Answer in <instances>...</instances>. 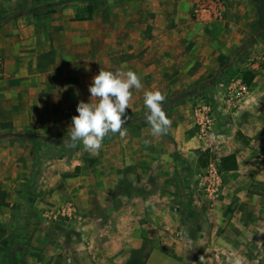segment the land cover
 Wrapping results in <instances>:
<instances>
[{
    "label": "rangeland",
    "instance_id": "1",
    "mask_svg": "<svg viewBox=\"0 0 264 264\" xmlns=\"http://www.w3.org/2000/svg\"><path fill=\"white\" fill-rule=\"evenodd\" d=\"M43 1L20 0L11 6L12 0H0V20ZM81 2L42 10L48 17L72 12L71 20L78 17L85 22L76 32L48 36V42L42 41L48 48L40 53L18 51L13 40H4L14 33L15 18L0 24L4 73L0 78V135H5L0 138V229L4 225L0 264L35 262L38 255H30L29 244L43 241L48 242V264H92L96 249L92 224L99 212L108 224L110 210L147 211L150 226L155 225L154 216L164 214L169 235L204 223V213L213 206L196 185L195 176L207 158L196 142L192 113L206 100L216 99L215 132L220 138L228 134L227 126L221 124L223 112L236 113L249 94L229 112L221 99L229 91L238 93V80L246 71L264 67V0ZM223 66L232 88L216 81L193 91L198 84L210 82ZM101 69L133 70L140 76L142 87L131 90L126 118L149 113L144 104L146 91L159 90L165 101L187 92L165 110L171 121L169 135H152L149 122L132 124L123 137L119 133L105 137L97 155L85 151L80 142L71 149L65 142L55 150L61 156L38 161L34 141L13 135L68 136L72 117L78 115L77 104L89 100V85ZM178 162L182 173L187 169L184 175L193 196L185 215L175 201ZM45 178L48 195L55 192L51 183L66 184L56 188L57 203H49L48 212L57 210L63 198L79 210L76 202L81 199L84 207L79 222L48 218L46 223L43 203L34 204L36 194L42 192L37 184ZM258 264H264V259Z\"/></svg>",
    "mask_w": 264,
    "mask_h": 264
},
{
    "label": "crops",
    "instance_id": "2",
    "mask_svg": "<svg viewBox=\"0 0 264 264\" xmlns=\"http://www.w3.org/2000/svg\"><path fill=\"white\" fill-rule=\"evenodd\" d=\"M79 2L82 3L70 1L61 6ZM12 3L14 6L21 2L12 0ZM39 13V16L38 13H27L15 17L14 33L8 34L9 39L5 36L4 40H13L14 49L18 51L28 49L40 53L48 48V44L42 42H48V36L76 32L85 22L78 17L71 20L75 17L72 12L51 17L42 11ZM262 48L264 50V45ZM252 72L255 77L248 86L249 97L240 103L236 113L226 115L223 112L221 124L227 126L228 134L218 136L219 142L223 143L218 154L221 159L235 155L238 166L234 170H222L223 194L204 213V223L190 225L187 229L177 230V235H169L164 229V214L154 216L155 225L150 226L146 220L150 216L147 211L110 210L108 224L103 219L104 213H96L98 219L92 224L94 240L96 238L92 264H202L201 258L203 264H228L233 252L244 255L246 264H258L264 259V67ZM37 185L36 189L42 192L36 194L34 204L43 203L47 224L48 218L67 224L82 219L80 208L83 210L84 204L81 199L76 202L79 210L75 219L69 220L66 216L65 198L63 202L59 200L57 210L48 212V204L55 203L57 191L66 185L65 182L51 183L55 192L49 195L48 178ZM105 229L108 230L106 241L102 237ZM0 234L4 235L3 224ZM29 245L30 255H38L30 264H48V242L34 246L30 242Z\"/></svg>",
    "mask_w": 264,
    "mask_h": 264
},
{
    "label": "clouds",
    "instance_id": "3",
    "mask_svg": "<svg viewBox=\"0 0 264 264\" xmlns=\"http://www.w3.org/2000/svg\"><path fill=\"white\" fill-rule=\"evenodd\" d=\"M141 87V78L133 70L122 72L101 69L89 85V100L77 104L78 115L72 117L66 147L74 148L80 142L85 151L97 155L107 135L119 133L123 137L127 131L123 125L132 97L131 90ZM165 99L159 90L144 93V104L149 110L146 118L154 136L166 134L171 123L162 106ZM201 262L203 264L202 258ZM228 264H246V257L233 252Z\"/></svg>",
    "mask_w": 264,
    "mask_h": 264
},
{
    "label": "built area",
    "instance_id": "4",
    "mask_svg": "<svg viewBox=\"0 0 264 264\" xmlns=\"http://www.w3.org/2000/svg\"><path fill=\"white\" fill-rule=\"evenodd\" d=\"M3 68L0 62V78L3 76ZM239 90L234 95L233 92H228L221 99L224 109L229 111L236 103L245 99L248 94V86L242 79L238 80ZM225 88H232V79L227 82H222ZM216 99L206 100L198 105L193 113L192 118L195 127V139L201 152L207 153V162L202 172L195 176L197 189L202 192L203 197L210 206H213L219 200L224 191V181L222 177L221 158L219 157V139L215 132V113L214 106ZM66 216L71 219L77 218V209L74 204L67 200L65 201Z\"/></svg>",
    "mask_w": 264,
    "mask_h": 264
},
{
    "label": "trees",
    "instance_id": "5",
    "mask_svg": "<svg viewBox=\"0 0 264 264\" xmlns=\"http://www.w3.org/2000/svg\"><path fill=\"white\" fill-rule=\"evenodd\" d=\"M43 1V0H42ZM50 0H45L43 1V4H40L39 6H35V7H26V8H22L20 10H18L17 12H15L14 14H11L10 16L4 18L3 20H0V23L8 20V19H12L18 16H21L23 14H27V13H38L39 11L42 10H50V8H55L57 6L66 4L70 1H88V0H55L53 2H48ZM254 2H261L262 0H252ZM239 51V48L236 50L235 54H237ZM227 68L226 67H222L220 70H218L216 72V74L213 76L212 80L207 81V82H203L198 84L197 86H195V88H193V91H200L203 88H208V86H210L212 83L219 81V82H224L228 77L227 75ZM255 77L254 72L252 71H246L243 74L242 80L243 82L249 86L253 79ZM228 80V79H227ZM184 94H187V92H185ZM183 93L167 99L164 103H163V109L164 111L167 110L172 104L178 102L180 100V98L184 95ZM149 113L140 116V117H133V118H126V123L123 125L124 129L129 128L132 124H136V125H141L144 124L147 121V115ZM10 135V134H9ZM166 135H169V130H167ZM5 135H0V138L3 137ZM13 136L16 137H20L22 136L30 138L31 140L34 141V143L36 144V149H37V153H38V161H45L46 159L52 158L54 156H61V152H57L59 154H55L56 153V149H59V146L62 145L63 143L67 142L69 139V136H61V137H56V138H46V137H42L36 134H32V133H24V134H14ZM108 136V135H107ZM106 136V137H107ZM44 146V147H43ZM44 149V153H42V150ZM202 154H204L205 158H207V153L205 152H201ZM42 154H43V158H42ZM184 166V165H183ZM237 161H236V157L233 154L227 155L222 157L221 159V169L224 171H228V170H234L237 168ZM186 167V166H184ZM179 168H181L179 170ZM177 176L175 179V201L177 203L178 206H180L181 208V213L182 215L186 214L187 211L189 209H191V201H192V191H191V185H190V180L187 181V177L184 174H187V169L184 173H182V164L181 163H177ZM191 177H192V172L190 173ZM189 175V176H190Z\"/></svg>",
    "mask_w": 264,
    "mask_h": 264
}]
</instances>
